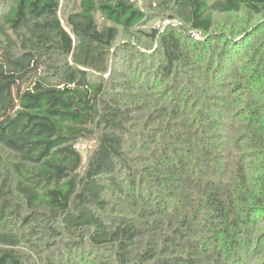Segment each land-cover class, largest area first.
Listing matches in <instances>:
<instances>
[{
	"label": "trees",
	"instance_id": "1",
	"mask_svg": "<svg viewBox=\"0 0 264 264\" xmlns=\"http://www.w3.org/2000/svg\"><path fill=\"white\" fill-rule=\"evenodd\" d=\"M150 2L0 0V264H264V0Z\"/></svg>",
	"mask_w": 264,
	"mask_h": 264
},
{
	"label": "rangeland",
	"instance_id": "2",
	"mask_svg": "<svg viewBox=\"0 0 264 264\" xmlns=\"http://www.w3.org/2000/svg\"><path fill=\"white\" fill-rule=\"evenodd\" d=\"M137 3L138 6H140L143 10H145L147 13L150 14L149 17L150 19L145 23L144 26H142V29L148 30L150 28H155V29H160V31H166L168 28L174 26L180 27V25L177 24L176 21L167 20L166 12L157 9L156 6L152 8L150 0H137ZM237 19H240V17H238ZM96 20L99 25L104 24V21L100 17V15L96 16ZM227 20L228 19L226 17L215 15V21L221 25L224 24ZM234 20H236V18H234ZM188 36L194 37L196 39L199 38L198 34L191 32L188 34ZM156 48H157V44L154 45V50ZM93 146H94L93 140H81L77 143L76 148L82 154L84 159H86L87 155L89 154V151L93 148Z\"/></svg>",
	"mask_w": 264,
	"mask_h": 264
}]
</instances>
